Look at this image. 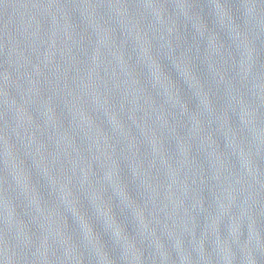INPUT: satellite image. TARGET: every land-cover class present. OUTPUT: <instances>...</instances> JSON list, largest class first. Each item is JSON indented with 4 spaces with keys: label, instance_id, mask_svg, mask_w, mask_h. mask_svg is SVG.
Instances as JSON below:
<instances>
[{
    "label": "water",
    "instance_id": "1",
    "mask_svg": "<svg viewBox=\"0 0 264 264\" xmlns=\"http://www.w3.org/2000/svg\"><path fill=\"white\" fill-rule=\"evenodd\" d=\"M0 264H264V0H0Z\"/></svg>",
    "mask_w": 264,
    "mask_h": 264
}]
</instances>
